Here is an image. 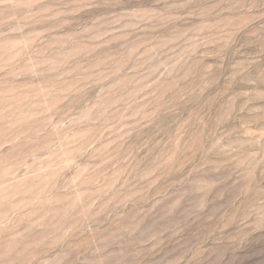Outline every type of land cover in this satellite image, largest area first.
Listing matches in <instances>:
<instances>
[{"label":"rangeland","instance_id":"1","mask_svg":"<svg viewBox=\"0 0 264 264\" xmlns=\"http://www.w3.org/2000/svg\"><path fill=\"white\" fill-rule=\"evenodd\" d=\"M0 264H264V0H0Z\"/></svg>","mask_w":264,"mask_h":264}]
</instances>
